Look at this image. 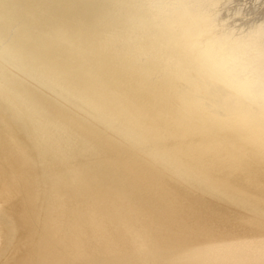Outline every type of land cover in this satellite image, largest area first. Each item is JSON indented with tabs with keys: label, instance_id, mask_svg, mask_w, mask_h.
<instances>
[{
	"label": "bare ground",
	"instance_id": "6f19581e",
	"mask_svg": "<svg viewBox=\"0 0 264 264\" xmlns=\"http://www.w3.org/2000/svg\"><path fill=\"white\" fill-rule=\"evenodd\" d=\"M263 4L0 0V264H264Z\"/></svg>",
	"mask_w": 264,
	"mask_h": 264
},
{
	"label": "rangeland",
	"instance_id": "374dc122",
	"mask_svg": "<svg viewBox=\"0 0 264 264\" xmlns=\"http://www.w3.org/2000/svg\"><path fill=\"white\" fill-rule=\"evenodd\" d=\"M248 1H251V0H244V2H248ZM262 1H264V0H262ZM263 6H264V4H263ZM263 6H262V8H263ZM5 141V140H4ZM4 141H3V143H4ZM12 153H14V151L12 152ZM12 153H10V154H12ZM136 161H131V162H129L130 164H134ZM121 163H123V161L121 162ZM121 163H120V165H121ZM138 164H139V162H138ZM132 166V165H131ZM133 166H135V165H133ZM119 171H123L122 169H120ZM211 177V176H210ZM213 178L215 177L214 175L212 176ZM213 178L211 179V178H209L210 180H211V182H215V180L217 179V178H215V180H213ZM217 181V180H216ZM11 182H12V180H11ZM15 182H17V180H15ZM20 185H24V182H22V183H19ZM135 189V188H134ZM112 191H113V189H112ZM112 191H110V192H112ZM31 192H32V190H31ZM30 192V193H31ZM2 205V204H1ZM200 205V204H199ZM224 209H230V208H224ZM82 214H88V212H83ZM216 215V214H215ZM214 215V216H215ZM217 215H219V214H217ZM247 221H249L248 219H246V224L248 223ZM258 226V224H254V226H253V228H255V227H257ZM87 232V231H86ZM247 232V231H246ZM225 233V232H224ZM238 235V234H237ZM236 235V236H237ZM26 237L27 236H30V235H25ZM239 236V235H238ZM237 236V237H238ZM78 237H76V240H75V244H78ZM49 240V239H48ZM214 243V244H213ZM215 245H217V241L216 242H212V248H214V246ZM210 247H211V245H209ZM240 246H241V244L240 245H237L236 247V250L238 249V250H240L241 248H240ZM239 247V248H238ZM242 248H243V245L241 246ZM149 250H150V248H149ZM207 251H208V249H207ZM98 253H96V254H94V256H92L93 257V259H91V263H93V264H100V261L99 260H97L96 259V255H97ZM84 255H86V252L84 253H82V256H84ZM182 255H180V257H181ZM179 257V256H178ZM209 258V255H208V257H207V255H203V257H202V261H205L206 262V264L208 263V264H216L215 262V256H214V254H211L210 255V259H208ZM160 259H161V257L158 255V254H154V255H147L146 256V259H145V261H143V259H142V257L141 256H139V257H137L136 258V260L137 261H139V262H141V264H152V263H155L157 260L158 261H160ZM211 259L212 260H214V261H212V263H210L209 261H211ZM126 261H128V259H125ZM195 261V259H192V260H187V261H184V262H182L181 264H192L193 262ZM214 262V263H213ZM131 262H130V259H129V262H128V264H130ZM166 264H178V263H171V262H169V263H166Z\"/></svg>",
	"mask_w": 264,
	"mask_h": 264
}]
</instances>
